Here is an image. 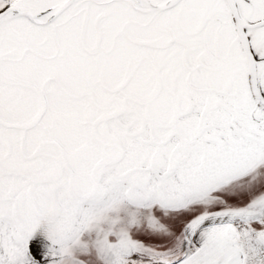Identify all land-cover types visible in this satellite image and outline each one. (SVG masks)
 <instances>
[{"label": "snow or ice", "instance_id": "snow-or-ice-1", "mask_svg": "<svg viewBox=\"0 0 264 264\" xmlns=\"http://www.w3.org/2000/svg\"><path fill=\"white\" fill-rule=\"evenodd\" d=\"M0 264H264V0H0Z\"/></svg>", "mask_w": 264, "mask_h": 264}]
</instances>
